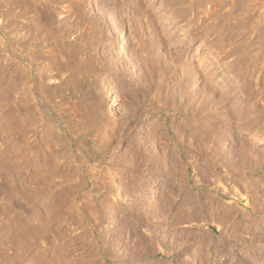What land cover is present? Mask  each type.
Wrapping results in <instances>:
<instances>
[{"label":"rangeland","instance_id":"obj_1","mask_svg":"<svg viewBox=\"0 0 264 264\" xmlns=\"http://www.w3.org/2000/svg\"><path fill=\"white\" fill-rule=\"evenodd\" d=\"M12 261L264 264V0H0Z\"/></svg>","mask_w":264,"mask_h":264},{"label":"bare ground","instance_id":"obj_2","mask_svg":"<svg viewBox=\"0 0 264 264\" xmlns=\"http://www.w3.org/2000/svg\"><path fill=\"white\" fill-rule=\"evenodd\" d=\"M105 23L106 24H108V25H110V34L112 35V36H114V38H115V47L119 50V51H121L122 53L123 52H125L126 51V42H127V40H126V35H125V28L124 27H116L115 25H111V23H110V17L109 16H106V19H105ZM114 82H115V80H114V77L113 76H108V77H106L103 81H102V89L104 90V97L106 98V101H107V105H106V113L108 114V115H111V114H115V112H116V102H115V100L112 98V95H110L109 94V89L114 85ZM16 166V165H15ZM14 168V167H13ZM18 169V168H17ZM16 170V169H15ZM11 172V171H10ZM12 173V172H11ZM13 177V176H12ZM16 180V179H15ZM19 180H17V182H18ZM14 187V186H13ZM16 187V186H15ZM22 187V186H21ZM10 190V189H9ZM21 190H22V188H21ZM21 190H19L20 192H21ZM16 193V192H15ZM19 195V194H18ZM120 196H122V195H120ZM25 204V203H24ZM32 207V206H31ZM18 212V211H17ZM23 212V211H22ZM115 214V209H114V207H111L108 211H107V217L108 218H110V220H109V222H108V224H107V226H106V229H105V232H110V231H112L113 229H114V227H115V223H114V221L111 219L112 217H113V215ZM24 215V214H23ZM24 217V216H23ZM44 217V216H43ZM32 218V217H31ZM35 218H37V217H35ZM24 219H26V218H24ZM38 219H40V218H38ZM49 220H50V218H48ZM34 220V219H33ZM47 220V219H46ZM52 220V219H51ZM26 221V220H25ZM39 221V224H40V220H38ZM45 221V220H44ZM19 222V221H18ZM22 222V221H21ZM20 222V223H21ZM29 222V221H28ZM36 222H37V220H36ZM56 222V221H55ZM19 223V224H20ZM25 223V222H24ZM22 224V223H21ZM20 224V225H21ZM32 224V223H31ZM41 224H42V221H41ZM48 224H49V222H48ZM47 224V226H49ZM55 224V223H54ZM19 225V226H20ZM27 225H29V224H27ZM38 225V224H37ZM51 225V224H50ZM26 226V225H25ZM44 226V225H43ZM42 226V227H43ZM33 227V226H32ZM31 227V228H32ZM27 228V227H26ZM39 228V227H38ZM55 228V227H54ZM15 229V228H14ZM17 229H20L19 227L17 228ZM22 229V228H21ZM33 229V228H32ZM32 229H30V230H32ZM40 229V228H39ZM51 229H53V228H51ZM16 230V229H15ZM14 230V231H15ZM25 230V229H24ZM54 230V229H53ZM17 231V230H16ZM33 231H34V229H33ZM33 231H31L32 233L30 234V232H28L27 231V233H20V235H25V234H27V235H25V238L23 237V239L25 240V241H23V245H21L22 243H20V240L18 239V240H15L16 238H18V237H15V239H13L11 242H12V247L11 248H13L14 250H15V253H11V257L12 258H14V257H17V258H15V260L17 261L18 260V258L20 259V251H21V247H24L25 245H24V242L26 243L28 240V237L30 238V240L31 239H33L32 240V244H35L38 240H42L43 238L45 239V240H47L46 239V236H47V230L45 231V229L44 228H42L41 230H36V231H38V232H34L33 233ZM49 231H51V230H49ZM13 232V231H12ZM21 232V231H20ZM22 232H24L23 230H22ZM26 232V231H25ZM51 232H53V231H51ZM51 232H50V234H51ZM55 233H56V231H55ZM14 234V233H13ZM54 234V233H53ZM59 234V236H60V233H58ZM12 235V234H11ZM23 235V236H24ZM55 235H57V234H55ZM49 237H50V235H49ZM52 237V236H51ZM56 237V236H55ZM11 238V237H10ZM13 238H14V236H13ZM22 239V240H23ZM49 240H50V238H48ZM51 239H53V238H51ZM6 240H9L8 238L6 239ZM11 240V239H10ZM45 240H43V241H45ZM54 241V240H53ZM7 242V241H6ZM11 242L9 241V243L11 244ZM41 242V244L42 243H44V242H42V241H40ZM58 242V241H57ZM49 243V242H48ZM6 244V243H5ZM45 244H47L46 243V241H45ZM51 244V243H50ZM53 244H54V242H53ZM7 245H8V243H7ZM37 245V244H36ZM61 245V244H60ZM2 246V245H1ZM4 246H6V245H4ZM46 246V245H45ZM51 246V245H50ZM53 246V245H52ZM6 247H9V246H6ZM33 247V246H32ZM35 247V246H34ZM30 248V247H29ZM53 248V247H52ZM32 249H34V248H32ZM32 249L30 250L31 252H32ZM36 249V248H35ZM5 250V249H4ZM12 250V249H11ZM10 250V251H11ZM25 248L21 251V252H25ZM39 250H41V249H39ZM9 251V250H8ZM8 251H6V252H4V253H7ZM29 251V250H28ZM34 251V250H33ZM37 251V250H36ZM44 251V250H43ZM60 251V250H59ZM13 252V251H12ZM52 252V251H51ZM42 253V252H41ZM44 253V252H43ZM49 253V252H48ZM22 254V253H21ZM29 254H30V252H29ZM59 254V253H58ZM62 254V253H61ZM6 255V254H5ZM12 255H16V256H12ZM28 255V254H27ZM20 256V257H19ZM23 256H25V255H22V257ZM32 256V255H31ZM10 257V256H9ZM9 257H7L8 259H10ZM30 257V256H29ZM38 257V256H37ZM41 257V256H40ZM32 258V257H31ZM32 259H34V256H33V258ZM54 259V258H53ZM57 259V258H56ZM31 260V259H30ZM40 260H42V259H40ZM45 260V259H44ZM63 260V259H62ZM16 261H14L15 263H16ZM19 261V260H18ZM33 261V260H32ZM32 261H29V262H32ZM35 261V260H34ZM46 261V260H45ZM49 261V260H48ZM54 261V260H53ZM58 261V260H57ZM10 262V261H9ZM13 262V261H12ZM13 262V264H15ZM38 262V261H37ZM44 262V261H43ZM62 262V261H61ZM22 263V262H21ZM56 263V262H55ZM12 264V263H11ZM42 264V263H41ZM45 264V263H44ZM59 264V263H58Z\"/></svg>","mask_w":264,"mask_h":264}]
</instances>
